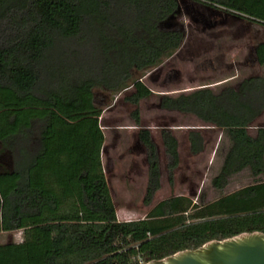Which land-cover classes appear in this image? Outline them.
Instances as JSON below:
<instances>
[{
    "label": "trees",
    "instance_id": "1",
    "mask_svg": "<svg viewBox=\"0 0 264 264\" xmlns=\"http://www.w3.org/2000/svg\"><path fill=\"white\" fill-rule=\"evenodd\" d=\"M210 9L264 25V0H192ZM180 9L179 0H0V143L10 167L0 172V232L22 230L20 242L0 244V264H130L195 249L241 233H264V180L209 202L172 195L139 220L117 218L101 152L102 109L93 87L119 90L156 65L184 40L159 25ZM264 66V41L254 46ZM124 99L139 125V103L152 95L140 80ZM158 106L190 114L225 130L231 145L212 186L249 169L264 173V76L214 92L202 86L177 96L159 94ZM256 134L251 135L250 130ZM137 138L145 148L143 203L160 188L159 153L149 129ZM168 180L179 164L178 141L161 131ZM191 154L204 138L189 130Z\"/></svg>",
    "mask_w": 264,
    "mask_h": 264
},
{
    "label": "rangeland",
    "instance_id": "2",
    "mask_svg": "<svg viewBox=\"0 0 264 264\" xmlns=\"http://www.w3.org/2000/svg\"><path fill=\"white\" fill-rule=\"evenodd\" d=\"M179 1L180 9L159 27L183 33L180 49L165 53L153 67L133 71L119 90L108 91L98 85L92 89L93 102L102 109L99 119L105 136L102 167L108 178L117 218L121 221L144 218L150 209L142 201L147 162L145 148L137 138L140 127L150 130L159 153L160 188L152 204L172 195L188 196L194 202H209L252 184L254 180H264V174L255 179L245 168L232 175L222 191L215 189L213 177L231 145L227 132L193 115L158 106L159 94L177 96L202 86L219 92L226 86L237 87L248 76H264V66L257 63L254 55L255 44L264 41V25L192 0ZM136 80L152 91L149 98L139 103V125L130 115L135 106L124 99L133 90L132 84ZM257 124L264 126V115ZM163 130L171 132L178 141L179 164L171 181L168 180L167 157L161 139ZM189 130L199 131L204 138V148L199 154L193 155L189 150ZM10 164V155L0 143V172L8 169ZM22 239V230L0 232V244Z\"/></svg>",
    "mask_w": 264,
    "mask_h": 264
},
{
    "label": "water",
    "instance_id": "3",
    "mask_svg": "<svg viewBox=\"0 0 264 264\" xmlns=\"http://www.w3.org/2000/svg\"><path fill=\"white\" fill-rule=\"evenodd\" d=\"M147 264H264V233H241L211 240Z\"/></svg>",
    "mask_w": 264,
    "mask_h": 264
},
{
    "label": "crops",
    "instance_id": "4",
    "mask_svg": "<svg viewBox=\"0 0 264 264\" xmlns=\"http://www.w3.org/2000/svg\"><path fill=\"white\" fill-rule=\"evenodd\" d=\"M250 134L251 135H255L256 134V131H255V129H251L250 130ZM105 142V141H104ZM165 152V151H164ZM179 153V152H178ZM222 165V164H221ZM237 174V173H236ZM264 174V173H263ZM105 176H106V172H105ZM106 178H107V176H106ZM107 182H108V178H107ZM147 183V182H146ZM108 185H109V183H108ZM145 187H146V185H145ZM109 189H110V187H109ZM159 190V189H158ZM157 190V191H158ZM144 191H145V188H144ZM111 193V192H110ZM156 193V192H155ZM154 196H155V194H154ZM153 196V197H154ZM111 197H112V195H111ZM168 198V197H167ZM162 199H165V198H162ZM162 199H159L158 201H156L154 204H152V201H153V198H152V201H151V203L149 204V205H145V206H149V208H152L157 202H159L160 200H162ZM112 200H113V198H112ZM142 201H143V198H142ZM113 202H114V200H113ZM151 206V207H150ZM116 213H117V210H116ZM140 219H143V218H140ZM137 220H139V219H137ZM124 221V220H123Z\"/></svg>",
    "mask_w": 264,
    "mask_h": 264
},
{
    "label": "built area",
    "instance_id": "5",
    "mask_svg": "<svg viewBox=\"0 0 264 264\" xmlns=\"http://www.w3.org/2000/svg\"><path fill=\"white\" fill-rule=\"evenodd\" d=\"M148 262H146L141 256L137 255L135 257L132 258L130 264H147Z\"/></svg>",
    "mask_w": 264,
    "mask_h": 264
}]
</instances>
